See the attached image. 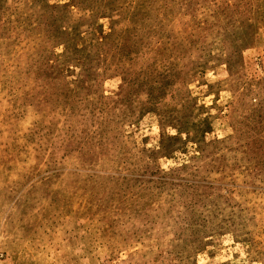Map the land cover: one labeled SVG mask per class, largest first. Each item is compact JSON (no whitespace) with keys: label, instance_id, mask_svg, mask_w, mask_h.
Wrapping results in <instances>:
<instances>
[{"label":"rangeland","instance_id":"obj_1","mask_svg":"<svg viewBox=\"0 0 264 264\" xmlns=\"http://www.w3.org/2000/svg\"><path fill=\"white\" fill-rule=\"evenodd\" d=\"M0 264H264V0H0Z\"/></svg>","mask_w":264,"mask_h":264}]
</instances>
